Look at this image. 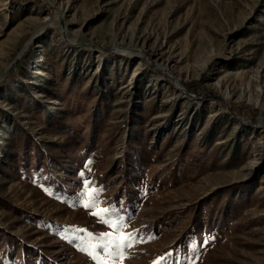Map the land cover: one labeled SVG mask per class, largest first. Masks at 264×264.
Returning <instances> with one entry per match:
<instances>
[{
	"label": "rangeland",
	"instance_id": "1",
	"mask_svg": "<svg viewBox=\"0 0 264 264\" xmlns=\"http://www.w3.org/2000/svg\"><path fill=\"white\" fill-rule=\"evenodd\" d=\"M101 258L264 264V0H0V264Z\"/></svg>",
	"mask_w": 264,
	"mask_h": 264
},
{
	"label": "snow or ice",
	"instance_id": "2",
	"mask_svg": "<svg viewBox=\"0 0 264 264\" xmlns=\"http://www.w3.org/2000/svg\"><path fill=\"white\" fill-rule=\"evenodd\" d=\"M86 187H91L90 182H86ZM95 192V189L92 190V192H89V196L93 195ZM86 207H91L90 204H86ZM109 213H115V210L112 208H103L102 210L98 212H93V215L102 217L104 214ZM123 217L116 216L115 220H112L109 218L108 220H103L101 222L107 223V225L112 228L114 231L112 233L104 232L100 233L97 239L100 241V244L98 245L100 252L98 253V256L107 255L108 257L112 256H120L122 257V249L130 245V241L134 239L131 233H123L121 229L124 227L122 223ZM83 231V230H81ZM115 233H119L118 235ZM169 255H171L169 253ZM160 259H163L161 257ZM97 264H107V261L105 259H98Z\"/></svg>",
	"mask_w": 264,
	"mask_h": 264
}]
</instances>
